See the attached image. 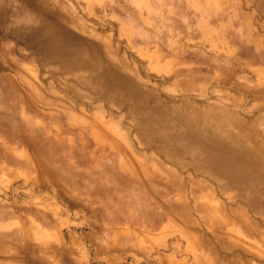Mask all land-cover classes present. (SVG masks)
Here are the masks:
<instances>
[{
  "label": "rangeland",
  "instance_id": "rangeland-1",
  "mask_svg": "<svg viewBox=\"0 0 264 264\" xmlns=\"http://www.w3.org/2000/svg\"><path fill=\"white\" fill-rule=\"evenodd\" d=\"M0 264H264V0H0Z\"/></svg>",
  "mask_w": 264,
  "mask_h": 264
}]
</instances>
